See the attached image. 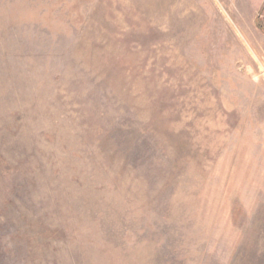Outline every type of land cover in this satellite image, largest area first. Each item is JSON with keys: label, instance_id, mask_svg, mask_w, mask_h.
<instances>
[{"label": "rangeland", "instance_id": "1", "mask_svg": "<svg viewBox=\"0 0 264 264\" xmlns=\"http://www.w3.org/2000/svg\"><path fill=\"white\" fill-rule=\"evenodd\" d=\"M0 264H264V0H0Z\"/></svg>", "mask_w": 264, "mask_h": 264}]
</instances>
